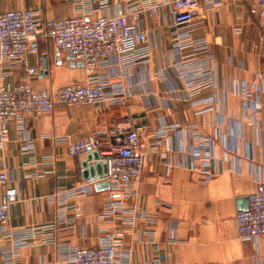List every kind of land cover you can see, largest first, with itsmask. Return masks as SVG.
<instances>
[{"label":"crops","instance_id":"0c3cea01","mask_svg":"<svg viewBox=\"0 0 264 264\" xmlns=\"http://www.w3.org/2000/svg\"><path fill=\"white\" fill-rule=\"evenodd\" d=\"M257 1L199 0L200 19L180 29L161 6L140 26L148 33L147 62L112 58L93 71L105 81V102L28 115V149L18 140L16 121L7 123L0 196L15 188L18 200L0 232V264H69L65 251L107 244L110 231L123 232L117 251L136 264H264V240L241 241L233 220L240 200L264 179V34ZM125 3L0 0V13L40 9L46 20L93 19ZM30 48L19 67L0 66V87L20 77L42 93L87 83L83 67L71 66L51 42L38 39ZM112 123L144 135L143 175L122 202L128 213L110 212L108 190L95 187L105 176L85 183L90 178L82 163L96 162L87 161L88 154L97 152L100 175L108 172L101 149L67 153L69 141L105 133ZM198 137L209 143V175L192 156ZM64 192L75 194L64 201L71 223L61 225L58 196ZM50 224L52 242L30 236L19 244L22 230Z\"/></svg>","mask_w":264,"mask_h":264},{"label":"built area","instance_id":"2783aa9c","mask_svg":"<svg viewBox=\"0 0 264 264\" xmlns=\"http://www.w3.org/2000/svg\"><path fill=\"white\" fill-rule=\"evenodd\" d=\"M199 0H126L125 6L114 14H101L93 19L77 15L58 20H46L40 9L14 10L0 13V66L6 64L17 68L25 58L30 45L38 39L52 43L65 57H73L83 63L87 83H72L52 92H38L32 89L25 77H20L13 85L0 87V151L7 141L6 125L17 123L18 140L24 149L30 145L27 139L26 117L30 114L50 113L55 107L100 105L107 99L105 81L95 75L97 68L106 67L112 58L120 62H147L149 57L148 33L140 28L146 15L157 16L161 6H167L172 15V26L176 29L188 28L200 19ZM80 3V2H79ZM257 23L264 34V0L257 1ZM206 65V63H205ZM264 77L263 74L260 75ZM202 141L194 151L193 158L202 168L210 165V154L206 147L208 140ZM144 135L139 129L112 123L105 133L101 130L93 135L69 141L67 153L71 157L80 156L91 150H102L108 164L105 180L109 184L108 208L111 213H128L123 208V200L132 186L140 181L144 163L147 160L141 146ZM209 175L208 170L203 171ZM6 174L0 173V182ZM87 185L93 181L87 179ZM75 193H61L58 196V223L70 224L65 218V199ZM18 200L15 188H8L0 196V232L8 225L12 207ZM248 208L234 215V225L241 241L264 240V179L257 181L256 189L247 197ZM53 224L31 227L20 232V243L27 238L39 237L52 242ZM107 244L67 250L65 256L69 264H136L124 259L117 251L123 232H106ZM155 264H160L156 260Z\"/></svg>","mask_w":264,"mask_h":264},{"label":"water","instance_id":"95a60500","mask_svg":"<svg viewBox=\"0 0 264 264\" xmlns=\"http://www.w3.org/2000/svg\"><path fill=\"white\" fill-rule=\"evenodd\" d=\"M67 59L70 61L71 66H77V67H83V63L81 61H75L73 59V57H67ZM43 72L44 74L46 73V69H47V65L45 63V61H43ZM93 156V158H92ZM95 160L96 162L94 164H87L85 162L82 163V166L84 168H88L87 170V175H85V178H90L91 180H96V179H101L102 176H106L107 172L105 171L103 173V175H100V173L98 172L99 166H100V162L99 160V156L97 154V152H95V154H88L87 156V161H91V160ZM103 165L106 166L107 170H108V164L107 162H104ZM93 168L95 169L96 172L93 171ZM86 174V172H85ZM96 188H98V190H108L109 189V184L108 182H99L95 185ZM240 207L239 210L240 211H244L248 208V200L247 199H241L240 200Z\"/></svg>","mask_w":264,"mask_h":264}]
</instances>
